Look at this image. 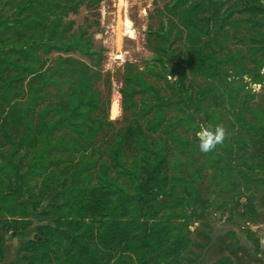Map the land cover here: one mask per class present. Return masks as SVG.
I'll return each instance as SVG.
<instances>
[{"label": "rangeland", "instance_id": "rangeland-1", "mask_svg": "<svg viewBox=\"0 0 264 264\" xmlns=\"http://www.w3.org/2000/svg\"><path fill=\"white\" fill-rule=\"evenodd\" d=\"M66 1L47 0L41 9L36 3V8L31 7L20 16L18 5L22 0H0V22L9 23L0 36V191L6 194L9 188L15 187L8 176L10 160L16 163L23 160L25 165L34 152L28 145L17 148L6 136V132H11L13 140L19 143L23 132L20 120L32 99L30 92L38 86V81L33 82L32 72L24 74L7 61L25 63L19 50L28 34L47 32L45 28L61 18L60 30L68 35L86 32L95 52L93 60L79 54L69 56L75 65L60 62V57H69L58 52L42 55L41 62L36 57L41 50L30 55L29 64L39 73L53 75L52 81L57 82L35 95L37 103L30 111L34 124L37 125L39 111L43 108H56L68 102L80 79L86 77L99 102L93 117L105 125L99 129L97 124H92L97 130L89 140L72 134L69 129L57 131L54 148L50 151L51 160L56 159L57 163L40 169L43 175L31 176V193L25 192L12 204L0 197V263L5 262L4 247L8 240L11 247L6 262L27 264L24 258L30 255V243L39 238L40 229L61 218L58 208L65 209L66 203L65 199L56 201V196L62 187L74 181L75 172L82 170L92 174V183L96 184L101 163L109 161L110 152L105 153V150L114 144L118 134L138 124L146 127L150 118L143 117L140 111L144 98L137 97L139 109L126 111L120 93L126 85L128 66L132 65L135 72L146 74L147 80L160 89L164 97L173 98L175 108L168 111L170 122L174 121V116L183 115L184 103L179 89L185 88L197 100L193 104L196 109L191 113L200 128L187 127L184 123L176 125L177 131L190 138L197 148L191 154H180L178 167L168 169L177 190L182 191L191 184V190L196 188L202 202L194 201L191 212L184 209L187 214L193 213L192 219L183 216L185 213L172 218L174 234L181 232L192 242L183 255V263L219 264L229 259L225 264H264V65L260 72L261 84H254L251 77L259 67L258 62H264V15L253 22L252 16L239 13L221 28V19L211 21L208 26L209 16L197 11L192 14L197 25V37H194L186 28L190 20L184 11L202 0H187L186 5L179 8L173 6V0L90 1L77 15L65 14L62 6ZM216 1L224 2V10L231 6L243 8L239 0ZM23 19L26 24L22 23ZM159 32L163 36L159 37ZM166 50L171 61L168 63L169 58L163 57L167 62L164 67L158 58ZM199 50L220 61L216 75L214 71L200 68ZM184 72L180 87L178 81ZM10 79H14L11 90L6 83ZM243 82L246 87L239 94L236 88ZM116 102L121 106V113L113 117ZM206 126L225 129V138L217 144L214 153L225 157L233 149L236 152L232 158L233 168L227 159L206 164L208 153L200 151L196 139L197 133ZM152 139L166 141L169 160L174 159L176 151L167 132L154 134ZM45 147L42 142L38 149L44 151ZM123 150L129 160L133 150L128 139ZM253 156L256 157L250 159ZM243 163L259 168H248ZM27 170L23 167L22 173ZM36 204L39 207L34 209Z\"/></svg>", "mask_w": 264, "mask_h": 264}, {"label": "trees", "instance_id": "trees-1", "mask_svg": "<svg viewBox=\"0 0 264 264\" xmlns=\"http://www.w3.org/2000/svg\"><path fill=\"white\" fill-rule=\"evenodd\" d=\"M90 1L101 0H67L62 7L65 14L77 15ZM186 1L173 0V6L179 8L186 5ZM46 2L47 0H22L18 5V15H23L31 7L36 8V3L41 9L45 7ZM239 2L244 10L240 7L238 9L237 6L224 10V2L220 3L216 0H202L194 4L189 10L184 11L190 20L186 25L189 34L197 37V25L192 16L197 11L209 16L206 19L208 26L211 21L221 19V28L239 13L252 16L253 22H256L258 16L264 15V0H239ZM22 23L26 24L27 21L23 19ZM61 25L62 19L58 18L52 21L50 27L45 28L47 32H35L32 33L34 35L26 36V42L19 50L25 58L24 64L13 61L11 63V60H7L9 65H14L24 74L32 72L35 75L33 82L38 81V86L30 92L32 99L29 106L24 109L23 119L20 120L23 132L19 143L13 140L11 132H6L8 141L14 143L17 148L28 145L30 149H34L30 161L25 165L23 160H19L18 163L10 160L8 176L11 181L13 180L15 187L9 188L6 194L0 191V197L10 204L25 192L31 193L29 183L33 174L43 175L40 169L57 163V160H51L50 156V151L54 148L53 138L57 131L69 129L72 134H79L89 140L97 130L93 129L92 124H97L99 129L105 125L99 118L93 117L99 102L90 80L86 77L80 79L68 102L56 108L50 106L40 110L37 125L30 117V111L37 103L35 95L43 93L51 83H57L52 81L53 75L39 73L37 68L29 64L30 55H34L36 50H41L42 53L36 55L37 61L40 62L42 55L48 56L53 52L68 57L79 54L81 57L93 60L94 45L92 39L86 37L87 33L68 35L66 31L60 30ZM8 27L7 21L0 22V36ZM157 35L163 36L161 32ZM197 55L200 68L207 72L214 71L216 75L220 61L203 50L197 51ZM163 57L169 58L168 63L171 61L167 50L158 58V62L166 67L167 62ZM59 59L62 63L76 64L70 57ZM263 65L264 62H258L259 67L251 73L254 84H261L263 81V76L260 74ZM128 68L130 70L127 71L126 85L120 92L124 100V109L126 111L139 109L137 97L142 96L144 100L140 111L143 117L150 118L146 127L138 124L118 134L114 144L105 150V153L110 152L109 161L101 163L96 184L92 183L94 177L92 174H85L82 170L75 172L74 181L62 187L56 196V201L65 199L66 203L65 209L58 208L62 214L61 218L54 224L40 229L39 238L30 243V255L24 258L27 264H184L183 255L191 248L192 242L181 232L174 234L175 224L172 218L185 213L183 216L192 219L193 213L187 214V211L194 210L192 206L194 201L197 200L200 204L202 202L196 188L191 190V184H187L182 191L177 190L171 183L168 169L171 166L178 167L180 154H191L197 148L190 138L184 137L176 129V125L180 123H184L187 127L200 128L191 113L195 108L193 104L197 100L182 87L186 74L184 72L178 81L179 86L182 87L178 92L182 93L183 115L174 116V121L170 122L168 111L175 108L173 98L164 97L161 90L147 80L146 74L135 72L132 65ZM245 73L251 75L250 71ZM13 80L6 82L10 90ZM34 83L31 84L32 87ZM245 87L244 82L240 84L236 88L237 93L240 94ZM262 127L264 128V125ZM159 132H167L170 135L169 142L176 151L174 159L169 160V147L166 141L152 139V136ZM127 139L133 150L129 160L126 159L123 150V144ZM196 139L199 140L198 137ZM42 142L46 144L44 151L38 149ZM243 144L244 147L247 146L245 142ZM239 150L242 151L240 148ZM214 151L215 149L208 152L206 164L210 161L227 159L232 166V158L236 155L233 149H230L225 157L215 154ZM254 157L256 156L250 159ZM240 158L236 159L239 161ZM243 164L248 168H259ZM23 167L28 169L25 174L22 173ZM121 179H124L123 183ZM38 207L39 204H36L34 209ZM184 209L187 211L184 212ZM23 215L26 217L25 211ZM229 261L224 259L219 264Z\"/></svg>", "mask_w": 264, "mask_h": 264}, {"label": "clouds", "instance_id": "clouds-1", "mask_svg": "<svg viewBox=\"0 0 264 264\" xmlns=\"http://www.w3.org/2000/svg\"><path fill=\"white\" fill-rule=\"evenodd\" d=\"M199 138V149L203 153L211 152L217 144L221 143L225 138V129L220 126L212 128L210 126L202 127L197 133Z\"/></svg>", "mask_w": 264, "mask_h": 264}, {"label": "bare ground", "instance_id": "bare-ground-1", "mask_svg": "<svg viewBox=\"0 0 264 264\" xmlns=\"http://www.w3.org/2000/svg\"><path fill=\"white\" fill-rule=\"evenodd\" d=\"M120 104H119V102H116L115 104H114V106H113V109H112V115H113V117H116L117 115H119V113H121L120 112ZM116 119V118H115Z\"/></svg>", "mask_w": 264, "mask_h": 264}, {"label": "crops", "instance_id": "crops-1", "mask_svg": "<svg viewBox=\"0 0 264 264\" xmlns=\"http://www.w3.org/2000/svg\"><path fill=\"white\" fill-rule=\"evenodd\" d=\"M7 242H8V240L6 241V245H5V247H4V255H5V257H4V263L3 264H8V262H6V260L8 259V256H9V252H8V250H9V248L11 247V243L10 242H8V243H10L9 245L7 244ZM12 253V252H11ZM1 264V263H0Z\"/></svg>", "mask_w": 264, "mask_h": 264}]
</instances>
